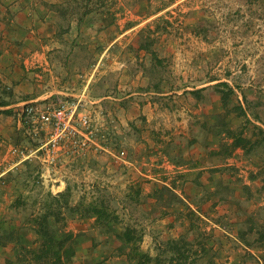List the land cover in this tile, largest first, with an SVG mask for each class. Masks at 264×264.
Returning a JSON list of instances; mask_svg holds the SVG:
<instances>
[{"label": "rangeland", "instance_id": "obj_1", "mask_svg": "<svg viewBox=\"0 0 264 264\" xmlns=\"http://www.w3.org/2000/svg\"><path fill=\"white\" fill-rule=\"evenodd\" d=\"M5 6L0 0V23H60L56 32L63 39L50 46L49 57L53 75L61 77L60 84L68 80L71 93L56 92L39 101H79L74 124L81 131L92 129L93 135L85 145L62 140L53 161L46 160L44 149L24 158L13 150L38 147L50 126L34 133L20 123L18 113L25 102L12 108L20 137L4 146L6 158L0 155V170L14 161L21 163L0 177L2 262L7 264L13 251L12 261L28 264V254L18 262V250L20 245H35L30 219L52 196L67 190L71 203L105 199L119 217L107 228L95 225L93 217L56 222L50 216L57 234L66 230L76 234L72 264H133L127 256L129 247L120 251L114 235L127 225L137 228L140 249L151 255L168 257L166 241L183 238L190 251L188 261L195 258L194 264H264V250L235 251L241 247L234 236L227 235L229 247L218 251L199 215L192 210L180 221L169 212L171 200H158L160 184L175 193L180 189V174L187 166L178 145L187 146L183 142L192 134L205 136L197 120H211L220 113L230 127H243L247 136L253 132L262 136L254 125L264 121V0H89L92 11L81 22L77 13L64 17L51 11L45 18L37 9L38 19L23 0L13 5L14 10ZM72 23L78 28L70 30ZM141 43H148L160 62ZM218 81H227L234 90L227 107L242 104L246 116L226 112L214 86ZM193 89L201 90L193 95ZM4 90L8 93L10 85ZM148 101L160 113L149 120L144 110ZM84 114L90 119L87 129L79 120ZM172 122L178 133L168 145L164 131ZM161 156L166 167L159 174L156 164ZM229 161L220 162L227 165L225 179L233 187L227 185L223 192L228 195L232 190L235 213L246 217L247 235L242 238L250 247L258 232H264V143L241 158L232 155ZM254 165L262 166L259 178L247 185L245 175L247 180L253 175ZM174 202L177 206L180 198ZM250 227L257 229L256 234Z\"/></svg>", "mask_w": 264, "mask_h": 264}, {"label": "crops", "instance_id": "obj_2", "mask_svg": "<svg viewBox=\"0 0 264 264\" xmlns=\"http://www.w3.org/2000/svg\"><path fill=\"white\" fill-rule=\"evenodd\" d=\"M26 1L23 0L24 3L29 4L26 8L30 10L32 16L36 15L37 9L41 10L42 13L39 12L41 17L50 16L52 10H49L46 6H44L46 8L41 9L43 4H39L38 0ZM3 2L8 5L5 6L6 8L14 10L15 7L13 5L15 3L21 4L22 0H15L14 2L13 0H3ZM36 16L39 19V15ZM23 18L21 22H25ZM75 25L72 23L70 30L78 28L77 23ZM57 26L59 27L60 23H0V95L2 94L3 98H8L7 101L2 97L0 98V155L3 158H6L4 146L9 142L19 140L20 137L18 123L11 115L12 108L22 102L44 98L56 92L71 93L68 92L69 86L67 85L70 82L64 79L63 83L60 84L59 80L61 77L56 79L53 75L50 62L49 50L53 46L52 44H57L63 39L56 32ZM9 85L10 90L5 93L4 87ZM144 105L148 120L158 117L160 113L153 111L149 101ZM258 123L264 128V121L258 120ZM167 127L168 129L164 131L166 133L164 136L167 138L165 142L169 145L173 139V134L175 135L178 132H176L173 122L171 125L170 123L167 124ZM219 139V135L205 131V136L203 137L192 134L187 140H184L187 142H183V144H188L187 146L190 149L187 146L178 145L180 147L179 154L181 153L180 158L187 167L182 171L180 189H176L180 202L177 206H175V202H172L171 211L169 212L174 217L177 214L176 217L181 221L187 217V212L193 210L194 215H199L200 220H204L205 223L202 228L207 231L205 233L215 238L213 240L215 241L214 248H217L218 251H223L226 247H229L226 240L227 235L234 236L237 239L236 243H239L241 249L234 248L235 251H262L264 248L257 241L250 247L245 244L242 236L247 235L244 231L246 230V217L235 213L236 204L231 194L232 190L228 195L223 192L224 188H226L225 186L228 185L232 188L233 183L229 182V179H225L227 171L225 166L227 165L220 161L225 159L230 164L229 159H232V155L237 153L241 158L246 153L241 147H237L230 156L223 157L211 154L210 151L218 147ZM163 156L167 157L166 155ZM212 156L216 157L212 158L211 162L209 157ZM161 158L162 156L156 164V166H160L159 174L164 173L163 168L166 167L165 162L163 164ZM19 163H21V160L14 161L12 165L0 170V177ZM261 167L252 166L250 173L253 175L248 177V180L246 179L247 175H245L244 183L251 185L257 182ZM167 172L169 171H165V173ZM237 192H241V190ZM255 220L257 221L256 217ZM228 222H231L230 225H233V227L227 226ZM250 230L252 234H256V228H251ZM239 235L241 236L238 237ZM12 254L13 251H10L7 264H16L15 261H12L14 259ZM1 256L3 257L2 247H0V259ZM0 264L6 263L0 260Z\"/></svg>", "mask_w": 264, "mask_h": 264}, {"label": "trees", "instance_id": "obj_3", "mask_svg": "<svg viewBox=\"0 0 264 264\" xmlns=\"http://www.w3.org/2000/svg\"><path fill=\"white\" fill-rule=\"evenodd\" d=\"M88 1L89 0H42V4L49 10L55 11L57 14L64 17H70L77 13V19L81 22L83 18L92 11V8L88 7ZM78 6L81 10L78 9ZM140 47L150 50L153 56L152 58L160 62L155 51L150 49L148 43H141ZM214 86L217 91L220 92L222 107L226 112L235 111L239 116H246L242 104L238 103L231 107H227L229 96L234 92L227 81H218ZM220 86H225L227 89L224 91L219 88ZM201 89H193L191 93L197 95ZM197 123H199V127L204 129L207 133L219 135L218 147L211 150V154H217L223 157L230 156L237 147H241L246 154H250L264 143L263 127L254 125V128L256 126V131L262 133V136H254L255 132L247 136L244 134L243 127L240 129L230 127L220 113L213 114V119L211 120H197ZM182 174L183 173L180 175L182 176ZM158 193V200L160 199V201L163 202H165L163 199L166 197L172 202L179 199L174 189L166 184H160ZM69 196L70 194L67 190L52 196L49 202L46 201L48 203L44 205V208L30 219V223L37 235L35 238V245L32 247L20 245V249L18 250L20 252V258L18 262L26 258L25 256L28 254L30 256L27 261L28 264H32V262L35 264H72V258L76 253L74 245L76 234L70 230L62 231L60 235L57 234L56 230L51 225L50 216H53L56 222L66 217H93L95 225H103L107 228L110 227L112 222H117L119 220L118 214L115 213L105 199H95L88 202L80 200L71 203L69 201ZM166 203H168V201ZM251 228L252 227H250V229ZM10 232L12 233V231ZM114 235L119 242L118 249H120V251H122L124 247H129L127 256L133 260V264H194L196 261L195 258L188 261L190 251L187 247L188 243L183 238L168 239L165 243L164 250L170 252L171 255L162 257L159 253L151 255L140 249L139 241L142 237L136 227L127 225L122 230L116 231ZM256 241L264 248L263 231L258 232Z\"/></svg>", "mask_w": 264, "mask_h": 264}, {"label": "built area", "instance_id": "obj_4", "mask_svg": "<svg viewBox=\"0 0 264 264\" xmlns=\"http://www.w3.org/2000/svg\"><path fill=\"white\" fill-rule=\"evenodd\" d=\"M78 106L79 101L69 103L61 98H58L57 101L46 99L44 102L34 99L23 103L18 113L21 125H27L34 133L43 128H49V126L50 130L47 139L38 147L29 152L19 149H14L13 152H18L26 158L32 154V151L44 149L46 160L53 161L56 156V148L60 146L62 140L70 139L77 145L87 144L91 140L93 130L81 131L74 124ZM79 120L83 125H86V129L89 127L90 119L87 114L80 116Z\"/></svg>", "mask_w": 264, "mask_h": 264}]
</instances>
